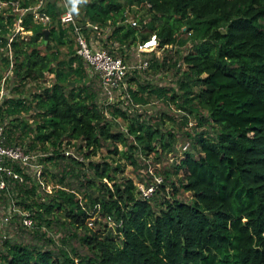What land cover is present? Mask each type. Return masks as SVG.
<instances>
[{"label": "trees", "instance_id": "1", "mask_svg": "<svg viewBox=\"0 0 264 264\" xmlns=\"http://www.w3.org/2000/svg\"><path fill=\"white\" fill-rule=\"evenodd\" d=\"M20 1L26 7L39 0ZM62 1L43 0L47 26L30 11L22 20L30 34L10 42L16 16L0 9V88L9 82L0 97L2 141L34 155L25 164L8 162L22 180L7 177L0 206L13 203L35 223L20 224L35 238L30 243L0 237V264H264V0H77L71 12L89 43L130 66L148 62L127 70L122 94L106 108L98 75L72 48L71 25L60 22ZM132 7L143 10L131 17L136 26L126 21ZM153 33L157 47L138 55L136 43ZM167 71L176 86L147 79ZM25 82L41 85L27 97ZM151 97L183 111L180 119L164 111L146 118L141 108ZM190 115L203 127L183 131L197 154L184 151L182 159L170 157L171 168L139 173L145 185L153 174L162 177L144 198L122 175L121 159L134 169L142 158L160 163L178 141L162 129L165 119L189 125ZM118 118L125 131L113 128ZM105 147L108 155L93 160ZM47 174L55 183L50 190ZM179 189L190 201L177 196ZM96 214L106 221L93 219V228L88 221ZM43 225L67 232L57 251ZM76 235L87 254L65 250Z\"/></svg>", "mask_w": 264, "mask_h": 264}, {"label": "built area", "instance_id": "2", "mask_svg": "<svg viewBox=\"0 0 264 264\" xmlns=\"http://www.w3.org/2000/svg\"><path fill=\"white\" fill-rule=\"evenodd\" d=\"M20 2V0H0V6L5 9L10 8L16 16L13 21V33L9 37L8 42H10L15 35L23 37L30 33V31L27 33V30H25L22 25L23 17L28 14V12L31 11L33 20L42 26H47L50 21L48 14L40 10L43 0H39L36 6L28 5L26 7L21 6ZM62 4L64 9L60 14V22L61 24L71 25V35L76 54L80 56L83 62L88 64L98 75L107 100L112 102L116 93H119L120 95L122 94V89L126 85L125 76L127 70L131 67L145 68L148 65L147 60H140L138 64L130 66L128 63L124 62L121 57L112 55L105 48L98 46L97 43H89L83 34L81 26L76 23V20L72 15L69 6H67V3L63 0ZM126 21L132 26L137 25L136 21L132 18L127 17ZM93 28L95 29L97 27L94 25ZM157 45L158 39L156 34L153 33L146 40L138 41L136 43V52L139 55L149 51L150 49L156 48ZM9 54H11L10 50ZM3 94L5 93L3 88H1L0 97H2ZM2 138V128L0 127V195L8 187L7 177L11 176L15 179L22 180L21 175L15 172L8 162L17 161L25 164L34 157V155L26 151L24 147L20 145H5ZM161 182L162 177L160 175L153 174L152 182L149 185L140 183L138 185V190L144 198H147L154 191L156 184H161ZM15 212H17L20 217V224L22 227H34L35 223L29 211L19 210L13 203H6L5 205L0 206V237H7L4 228L9 224Z\"/></svg>", "mask_w": 264, "mask_h": 264}, {"label": "rangeland", "instance_id": "3", "mask_svg": "<svg viewBox=\"0 0 264 264\" xmlns=\"http://www.w3.org/2000/svg\"><path fill=\"white\" fill-rule=\"evenodd\" d=\"M76 1L77 0H67V2H66L67 6H69L70 10H73V12H76L75 9L73 8ZM78 1L83 2L82 0H78ZM36 4L37 3L33 4V6L34 5L36 6ZM0 9H2L1 6H0ZM142 14H143V10H141L139 7H132V10H129L127 12V17L131 18L132 16H134V19L135 18L137 19ZM77 17L80 18V15H78ZM26 32L28 33L29 31H26ZM26 32H24V33H26ZM182 37H184V35H182ZM71 45H72V48H74L73 41H72ZM188 45H189V41L184 46H181L182 52L187 51V49H185V48ZM39 48L42 51L44 50L42 48V45H40ZM60 50H61L60 57H63L67 54L68 47L64 46ZM151 74H152L151 76H147V79L151 80V82L157 84L158 86L159 85L166 86V87L167 86L171 87L173 85L176 86V84H175L176 77L172 74V72L167 71V72H162L160 74H157V72H154ZM2 77H4V76H1V78ZM7 77L9 78L10 76H7ZM51 77H52L51 74H47L45 76V78H44L46 80L45 85H48V83H49L48 81L51 79ZM3 80H4V78H3ZM3 83H4V87H5V89L3 88V91L5 94H7L8 88L6 87V84H9V82H7L6 78H5ZM40 83H42V82L40 81ZM10 84H11V82H10ZM12 84H14V82ZM39 85H41V84H37L35 82H25L24 87H23V91H25L24 94H26V96L28 97L30 94H32L33 92H36L39 89ZM131 85L134 86V82L131 83ZM5 94H3L2 97ZM11 94L16 95L17 93L13 92ZM104 98L105 99L102 100V104H103L104 108H106L107 104L110 102L107 100V97H104ZM115 98H116V96L114 97V99ZM142 106L143 107L141 108V110L144 111L145 117L148 118V116H149V118H151V119H153V118L155 119L156 118L155 114H158V112H160V111L167 112L170 116H174L178 120L180 119V116L183 113V111L181 113V111L177 110L173 104H171V106H169V108H168L166 105L161 104L160 101H156L152 97L147 102V104H144ZM200 112L206 114L205 110H203V109H201ZM30 114L31 113L23 114V117H25L28 121L32 120L30 117ZM190 116H191L190 120L192 121L191 123H193V124L196 123V117L194 115L193 116L190 115ZM112 123H113L114 129H119V130L125 131L126 121L122 120L121 118H118L116 121H113ZM193 124L189 123V125L188 124L181 125V124H176V121L172 122L171 120L165 119V123H164L162 129L164 131L170 130V131H172L178 135V141H177L176 145L173 147V150L170 152L169 156L167 155L166 157H163L162 160L160 161V163H152L150 160H146V159L142 158V159H140L141 162H140V167L138 169H134L132 167V165L127 163V161H125L124 159H121V162L124 164V171H123L122 175L130 177L138 188V185L140 184L138 182V179L140 177L139 173L142 174L143 176L147 175L148 173L151 175L152 173H154L155 169L159 170L160 168H163V167L169 168L173 162L170 157L174 155L175 158H172V159H174V161H177L179 159V157L182 159L183 155H184V151L193 152L196 155L197 154L196 150L192 147L191 143L189 142V138H187L183 132V131L190 130V132L193 133L194 131H199V130L203 129V127H198V126H196V124H194V125ZM206 128L210 130L208 125L206 126ZM191 129H192V131H191ZM185 146H186V149H184ZM121 148H122L121 145H118V149H121ZM102 155H108L106 147L102 148L100 150V152L97 154V156L93 157V160H100ZM115 159H116V156H110L109 157V160L113 164L115 163V161H113ZM181 173H182V171H180L179 174L181 175ZM46 176L48 178L49 174H47ZM144 178H146V177H144ZM170 180H174V176H172L170 178ZM43 184H45V182H43ZM54 184L55 183L52 182L51 179L48 178L44 187L46 190H50L54 186ZM82 195H83V193L79 192L78 198L81 199ZM177 196L183 200L190 201L191 194L189 192L183 191L182 189H179ZM95 218H97V220L99 222H101V224H103L106 221L102 217H99L98 214H96L95 216L91 217V219L88 221V225L92 226L93 228H97V226H98V224L92 223V220ZM107 224H108L109 228H111L110 232L113 235H115V234L117 235V233L115 231V224L111 221L108 222V220H107ZM4 229H5L6 236L9 237L14 242L22 241L24 243H30V242L34 241V239H35L29 233L30 232L29 230H25L20 226L19 215L17 216V218L13 219V222L11 225L9 224ZM42 229H44L49 234V236L52 238V243L48 244V246L51 249H53L54 251H57L58 247H62L63 243L60 241V237L64 236L67 232L62 231L61 228L58 226L48 228L47 226L43 225ZM76 233H77V235L81 234V233H79V231H77ZM77 235H76V238L75 237L73 239L68 238V241H67L68 245H65V250L69 251L70 248H72L78 254H87L88 250L79 243ZM71 253H72V251H71ZM75 260H76V258H75Z\"/></svg>", "mask_w": 264, "mask_h": 264}, {"label": "water", "instance_id": "4", "mask_svg": "<svg viewBox=\"0 0 264 264\" xmlns=\"http://www.w3.org/2000/svg\"><path fill=\"white\" fill-rule=\"evenodd\" d=\"M43 34L45 35V37L47 36V34H48V30L46 29V30H44L43 31Z\"/></svg>", "mask_w": 264, "mask_h": 264}]
</instances>
